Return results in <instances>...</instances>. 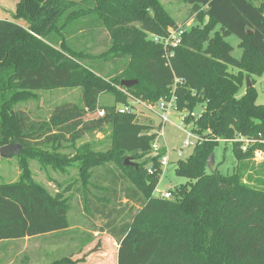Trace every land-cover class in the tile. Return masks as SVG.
Here are the masks:
<instances>
[{
  "label": "trees",
  "instance_id": "1",
  "mask_svg": "<svg viewBox=\"0 0 264 264\" xmlns=\"http://www.w3.org/2000/svg\"><path fill=\"white\" fill-rule=\"evenodd\" d=\"M180 1L196 25L167 50L152 36L178 27L158 0H20L15 18L26 28L0 19V148L19 145L22 169L17 182L0 184V242L69 228L68 201L35 184L27 160L59 171L78 162L77 192L86 211L94 206L103 215L112 205L106 217L118 214L116 186L124 183V206L139 208L129 224L105 225L118 245L117 264H264V162L251 169L255 186L243 183L241 172L255 152L264 153V106L257 105L254 87L236 98L244 76L264 73V0ZM103 33L107 37L98 45L82 43H94ZM229 36L239 40V60L231 56ZM166 51L172 53L168 60ZM122 81L135 83L123 87ZM68 88L81 91L80 103L56 106L46 120L14 110L36 92ZM172 88L178 112L203 106L192 131L203 141L177 163L175 174L188 182L165 200L153 196L161 171L155 158H147L152 127L139 123L134 112L120 113L117 105L169 100ZM104 94L113 97L112 105L98 104ZM98 110L104 117L85 119ZM107 128V150L96 151L90 143L74 148ZM236 136L249 143L245 152L241 142L231 144L235 172L208 173L219 141ZM67 145L72 155L61 154ZM126 158L137 168L124 166Z\"/></svg>",
  "mask_w": 264,
  "mask_h": 264
},
{
  "label": "rangeland",
  "instance_id": "2",
  "mask_svg": "<svg viewBox=\"0 0 264 264\" xmlns=\"http://www.w3.org/2000/svg\"><path fill=\"white\" fill-rule=\"evenodd\" d=\"M164 12L175 22L176 27L183 28L185 31L189 30L191 27H194L196 24L193 21V18L189 17L190 7L186 3L180 0H158ZM20 0H0V19H5L13 21L24 28H26V22L22 19H16V7ZM135 27H138V24H133ZM107 37L105 33L97 37L96 42L86 43V40H82V43L91 46V44L98 45L104 41ZM225 41L233 48L231 56L239 60L241 57V49L238 47L239 40L234 36H229L225 38ZM102 47L94 48L91 52L92 54H98L102 51ZM228 71L233 74H237L235 69L228 68ZM254 87L257 93V105L264 106V73L260 77L256 76H244L242 85L236 95V98L241 97L246 88ZM81 91L77 88H68V89H57L52 91H39L35 93V96L23 103L17 104L14 107L15 111H23L28 115L31 120L40 121L46 120L51 112V110L59 105L64 103H80ZM98 104L100 106H107L113 104V97L109 94L101 95ZM122 105H117V108H120ZM203 106H196L193 110L195 114L201 113ZM136 118L139 123L148 125L152 127L153 131H158L159 119L153 115L150 111L136 106ZM174 112L170 116V122L163 127V135L154 134L153 142L158 143L163 150H167L169 156V164L167 168L160 175L159 183L156 191L153 196L158 197V192L166 193L173 192L175 189L179 188L182 185H185L188 180L185 178L178 177L175 174V168L179 161H185L189 155L193 152L195 145L188 149H182L183 140L186 138L187 132L193 131V125L197 118H192V121L189 123L181 122V117L186 115L185 112L181 113ZM187 116V115H186ZM190 116H187V118ZM96 115H86L85 119H94ZM184 118V117H183ZM193 133V132H192ZM153 134V133H151ZM198 138L199 135L195 134ZM201 138V137H200ZM203 141V139H202ZM83 143H90L93 146V149L96 151H105L109 148V128L105 129V133H97L93 135H86L81 140H78L74 144V148L81 146ZM198 144V143H197ZM68 148L65 151H62L61 154H70L74 153V148L67 146ZM212 169L207 166V172H217L220 175H230L237 169V161L234 159L232 154V146L230 143H224L219 141V144L214 149L212 155ZM148 158V157H147ZM254 158V157H253ZM253 158L245 163V166L242 167L243 174V183L248 186H255L254 180L255 176L250 177L252 174L251 169H254L256 166L264 162V154L262 156ZM128 159V158H126ZM150 159V158H149ZM181 159V160H178ZM141 162V161H140ZM27 167L31 173L32 181L43 187L51 196H56L59 194V197L68 201L70 208L68 219L71 224H75L77 227L81 228L78 230L81 234L80 237L86 239H91L89 232H96V238L98 239L94 245H91L92 248L99 250V248L106 249L107 255L113 254L110 249L109 243L105 241L108 237L107 229L105 225L107 222L114 220V227L118 228L120 225H127L130 223L131 218L139 209L137 206L129 208L124 206V199L121 190V187L127 186V183L117 184V199L115 201H120L117 210L120 212L118 214H112L111 217H106L109 213L108 209L112 208V205H109L107 210L103 211V215L95 214L94 206L89 208L86 211L84 208H81L79 203L77 204V191L81 190L80 186V176L78 170V162L72 164L70 167H65L64 170L59 171L51 169L49 166H45L42 163L38 162L36 159H28ZM147 167V166H146ZM22 169L18 165V158L16 156L10 158H0V184H9L15 183L19 180ZM100 171V176L102 175V170ZM98 174V173H97ZM248 178L249 181H248ZM95 179L93 178V183ZM130 186V185H129ZM57 191L58 194L55 193ZM59 191V192H58ZM96 192L97 195L101 194L96 189L91 190ZM119 193V195H118ZM82 201V199L80 200ZM99 205V204H97ZM96 205V206H97ZM95 206V207H96ZM106 230V231H105ZM77 233V230L74 231ZM108 243V244H107ZM114 246V244H112ZM98 257V256H97ZM97 260V259H96ZM93 260L90 264H93Z\"/></svg>",
  "mask_w": 264,
  "mask_h": 264
},
{
  "label": "crops",
  "instance_id": "3",
  "mask_svg": "<svg viewBox=\"0 0 264 264\" xmlns=\"http://www.w3.org/2000/svg\"><path fill=\"white\" fill-rule=\"evenodd\" d=\"M110 170L113 172V169ZM55 193L58 194L57 191ZM77 200V204L79 203L83 208L80 194L77 195ZM69 224L68 229L60 232L0 242V264H52L64 259L78 262V264H90L96 259L93 264H117L118 245L114 239L109 235L105 239L113 252L110 256L107 255L105 252L107 250L104 248L103 251L102 248L99 250L92 248L91 245H94L98 240L96 232L85 230L86 234L92 235L91 239H86L80 237L81 234L78 230L81 228L71 224L70 221ZM75 230L77 233H74Z\"/></svg>",
  "mask_w": 264,
  "mask_h": 264
},
{
  "label": "built area",
  "instance_id": "4",
  "mask_svg": "<svg viewBox=\"0 0 264 264\" xmlns=\"http://www.w3.org/2000/svg\"><path fill=\"white\" fill-rule=\"evenodd\" d=\"M184 32H185V30L183 28H178L177 30L169 29L165 36H163V37L152 36V40L154 41V43L160 44L164 48V50H167L168 48L175 49L176 47H178L180 45L181 39L184 35ZM171 56H172L171 52H167V51L165 52V58L167 60ZM173 90H174V88H172L171 94H172ZM130 103H131V106H130L131 108L121 106L120 108H118L119 112L120 113H129L131 111V112H134L136 114V110H135L136 106H140V107L146 109L147 111H150L151 113H153V115H155L159 119V126H158L159 130L158 131L155 130V132L153 131V133L156 135H159V137H162V135H163V127L170 122L171 114L176 112L179 115H182L181 113H183V112L177 111L175 98H174L173 94L171 95V98L169 100L160 99L155 104L142 103L140 101H131ZM185 113L187 116L197 118V119L200 116V113H198V114H195L194 112H192V113L185 112ZM94 115H96V117H98V118L104 117V111L98 110ZM186 115L181 117V119H180L181 122L185 121V119L187 118ZM201 141L202 140L200 138H198L194 133L187 132L186 138L183 140L182 149H188V148L192 147V145L194 146L195 144L200 143ZM222 142L230 143V144H232L233 142H241L242 143L241 150L243 152L246 151V147L249 143V141H247L244 138L239 137V136H236L234 140H229V141L222 140ZM161 151H164L163 147H161L156 142H152L151 147H150V152L147 155V157L151 158V159L155 158L157 160V164H158L159 169H160L161 174H162V172L167 168L170 160H169L167 150H165L164 153L160 155ZM263 154H264L263 152H255L253 160L256 157L262 156ZM146 171H147L148 175H151L155 172V170L152 168V164H149L146 167ZM171 197L172 196H171L170 192L168 191L166 193L158 192L157 198L169 200V199H171Z\"/></svg>",
  "mask_w": 264,
  "mask_h": 264
},
{
  "label": "water",
  "instance_id": "5",
  "mask_svg": "<svg viewBox=\"0 0 264 264\" xmlns=\"http://www.w3.org/2000/svg\"><path fill=\"white\" fill-rule=\"evenodd\" d=\"M134 81H122L121 86L130 87L134 84ZM21 147L17 144H11L0 148V158H10L19 155ZM124 166H131L137 168V165L133 164L129 159L124 160ZM208 166L212 169V157L208 159Z\"/></svg>",
  "mask_w": 264,
  "mask_h": 264
}]
</instances>
